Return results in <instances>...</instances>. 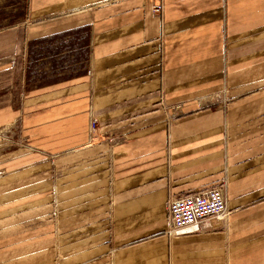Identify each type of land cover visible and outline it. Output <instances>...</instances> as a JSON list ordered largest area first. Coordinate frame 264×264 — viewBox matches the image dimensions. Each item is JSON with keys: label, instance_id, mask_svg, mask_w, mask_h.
Listing matches in <instances>:
<instances>
[{"label": "crops", "instance_id": "0c3cea01", "mask_svg": "<svg viewBox=\"0 0 264 264\" xmlns=\"http://www.w3.org/2000/svg\"><path fill=\"white\" fill-rule=\"evenodd\" d=\"M19 1L0 264H264V0ZM216 183L227 222L168 236V197Z\"/></svg>", "mask_w": 264, "mask_h": 264}, {"label": "built area", "instance_id": "2783aa9c", "mask_svg": "<svg viewBox=\"0 0 264 264\" xmlns=\"http://www.w3.org/2000/svg\"><path fill=\"white\" fill-rule=\"evenodd\" d=\"M119 0H105L117 2ZM162 0H155L153 11L159 13ZM179 111V107L172 108V119ZM93 127V120L90 123ZM167 223L165 233L168 236L196 232L202 229V220L216 217L227 222L228 209L226 208L223 184L216 183L200 191L170 195L166 201Z\"/></svg>", "mask_w": 264, "mask_h": 264}, {"label": "rangeland", "instance_id": "374dc122", "mask_svg": "<svg viewBox=\"0 0 264 264\" xmlns=\"http://www.w3.org/2000/svg\"><path fill=\"white\" fill-rule=\"evenodd\" d=\"M23 13V4L19 0H4L0 1V26L8 27L9 23L18 24L21 22ZM39 54V52H38ZM37 65H33V72L36 74L31 80L32 83H46L52 78V73L42 71L41 75L37 71ZM21 66H17L13 71H9L0 75V109H5L6 116L19 104V100L23 94V81L21 74ZM54 74V73H53ZM52 76V77H51ZM9 107V108H8ZM8 108V109H6ZM3 112V111H1Z\"/></svg>", "mask_w": 264, "mask_h": 264}, {"label": "trees", "instance_id": "16d2710c", "mask_svg": "<svg viewBox=\"0 0 264 264\" xmlns=\"http://www.w3.org/2000/svg\"><path fill=\"white\" fill-rule=\"evenodd\" d=\"M0 23H1V21H0ZM10 25H12V23H9V24H8V26H10ZM0 28H1V26H0Z\"/></svg>", "mask_w": 264, "mask_h": 264}]
</instances>
